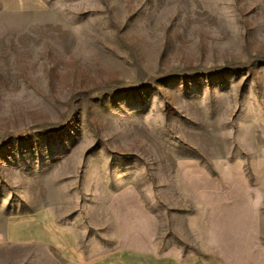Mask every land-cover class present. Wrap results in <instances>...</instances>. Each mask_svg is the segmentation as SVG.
<instances>
[{
    "label": "rangeland",
    "instance_id": "1",
    "mask_svg": "<svg viewBox=\"0 0 264 264\" xmlns=\"http://www.w3.org/2000/svg\"><path fill=\"white\" fill-rule=\"evenodd\" d=\"M46 2L0 13V264L38 212L89 257L264 264V0Z\"/></svg>",
    "mask_w": 264,
    "mask_h": 264
},
{
    "label": "crops",
    "instance_id": "2",
    "mask_svg": "<svg viewBox=\"0 0 264 264\" xmlns=\"http://www.w3.org/2000/svg\"><path fill=\"white\" fill-rule=\"evenodd\" d=\"M46 4V0H0V13L5 16L28 14ZM7 234L6 249L23 264H226L211 254L179 259L132 249L89 257L77 246L73 231L59 226L53 215L45 212L29 214L12 222ZM32 251H42L43 254H31Z\"/></svg>",
    "mask_w": 264,
    "mask_h": 264
}]
</instances>
